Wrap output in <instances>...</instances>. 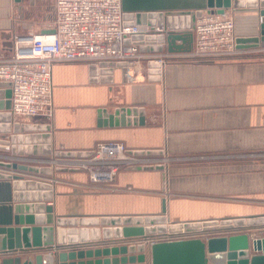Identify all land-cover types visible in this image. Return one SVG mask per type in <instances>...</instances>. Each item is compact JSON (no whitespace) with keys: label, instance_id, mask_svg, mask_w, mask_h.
I'll use <instances>...</instances> for the list:
<instances>
[{"label":"crops","instance_id":"obj_1","mask_svg":"<svg viewBox=\"0 0 264 264\" xmlns=\"http://www.w3.org/2000/svg\"><path fill=\"white\" fill-rule=\"evenodd\" d=\"M50 1L52 4H48ZM207 3L208 0H121V7L127 13L150 14L205 10ZM230 9L239 14L234 19L235 35H251L258 21L256 12L246 14L245 9L234 8L233 4ZM181 17L183 20L176 17L177 24L185 23L186 16ZM53 21V0H0V48L10 55L15 35L50 31ZM192 45L187 41L183 48ZM255 50L264 48H241L238 55ZM179 53L185 52L172 54ZM99 77L111 81L101 83L97 81ZM52 83V116L16 120L36 128L51 125L50 142L40 139L41 148L49 144L55 156L57 152H87L98 142L119 141L129 150L152 158L147 165L163 164L165 171L163 187L162 171L155 168L122 170L111 185L91 184L83 170L55 172L53 168V199L46 204L53 205L56 216L74 220L157 215L162 199L166 200L167 216L172 222L234 220L264 213V58H176L164 66L157 82L148 81L144 75L128 82L120 68L94 77L85 62H59L53 65ZM0 102L3 104L5 99ZM128 106L136 108L130 120L137 123L138 112L144 108V125L97 126L98 108L110 111ZM11 156L0 148V162L34 166ZM1 171L22 175L24 180L37 179L31 172L0 168ZM14 205L11 181L0 178V226L11 223ZM259 227L250 229L253 238L264 236V229ZM234 230L243 231L238 227ZM196 232L202 233V239L230 233L214 228ZM140 240L141 237L126 242L141 248ZM45 253H6L0 255V260L12 256L19 257L20 264L28 260L35 264V256Z\"/></svg>","mask_w":264,"mask_h":264},{"label":"water","instance_id":"obj_2","mask_svg":"<svg viewBox=\"0 0 264 264\" xmlns=\"http://www.w3.org/2000/svg\"><path fill=\"white\" fill-rule=\"evenodd\" d=\"M246 9L256 12L258 21L249 36H236V46L241 48H264V0H208L205 10L222 13L231 8ZM203 10L183 12L127 13L124 12L125 24H146L164 27L165 32L157 34L135 35L132 39L139 46L140 52L160 53L164 50L189 52L183 44L193 42L191 29L196 17ZM186 16V21L176 23V17ZM174 19V21H173ZM183 20V18H182ZM173 21V22H172ZM182 30V31H179ZM53 30L44 33H53ZM181 42L180 44H176ZM122 63L101 62L98 67L89 66L91 76L113 73ZM147 80L160 81V65L148 61ZM121 69V68H120ZM124 79L125 69H121ZM163 75V73H162ZM111 78L97 81L110 82ZM96 81V80H94ZM10 83L0 81V148L8 150L11 155L50 154L49 144L40 147V139L50 142L51 125L34 127L17 121L11 122ZM4 92V93H3ZM143 109L140 108L138 123L130 120L136 108L119 107L107 110L98 108V127H116L144 125ZM21 133H29L23 136ZM41 133V134H38ZM25 141V142H24ZM32 142V144H31ZM37 144L35 145V143ZM143 152H140L142 154ZM89 152L55 153L56 157H84ZM1 169L18 172L43 173L51 175L49 168L27 166L16 162H0ZM162 171V185L165 186L164 165L158 164L135 166L126 170ZM55 172L82 171L79 168L56 167ZM13 173V172H12ZM22 175L0 172V178L11 181L13 199V217L10 224L0 226V255L25 251H45L44 255L35 256V264H264V236L252 237L250 228L234 233L241 226H257L264 229V213L246 218L232 220H203L192 222H172L167 216L166 200L161 201V212L147 216H116L101 218L61 219L54 214L52 178L50 182L33 179L24 180ZM195 232L208 229H225L229 234L208 239L188 238L157 242L146 249L126 242L129 239L147 237L163 233ZM200 227H203L200 229ZM88 232L90 234H88ZM227 232V231H225ZM102 237V239H101ZM106 240V241H105ZM120 241L123 244H117ZM0 264H20L19 257L1 258ZM21 264H32V260Z\"/></svg>","mask_w":264,"mask_h":264},{"label":"built area","instance_id":"obj_3","mask_svg":"<svg viewBox=\"0 0 264 264\" xmlns=\"http://www.w3.org/2000/svg\"><path fill=\"white\" fill-rule=\"evenodd\" d=\"M53 7V33L15 35L10 55L0 48V81L10 83V113L15 121L52 116V69L55 63L85 62L96 67L101 62L122 63L120 68L125 69L127 81L135 82L139 76L144 75L147 79L146 63L150 60L160 65L161 78L164 66L176 58L222 61L239 54L234 11L230 8L222 13L203 10L191 29V50L172 54L140 52L133 36L162 33L166 29L156 25L125 24L121 0H53ZM88 152L87 156L73 159L11 158L28 164L46 163L50 168H79L95 185H111L118 172L153 162L152 158L129 150L119 141L98 142ZM200 234L196 231L163 233L141 237L140 241L146 250L157 242L201 238Z\"/></svg>","mask_w":264,"mask_h":264},{"label":"rangeland","instance_id":"obj_4","mask_svg":"<svg viewBox=\"0 0 264 264\" xmlns=\"http://www.w3.org/2000/svg\"><path fill=\"white\" fill-rule=\"evenodd\" d=\"M48 4H52V2L50 1V2H48ZM245 12H246V14H249L250 11L246 10ZM238 15H239L238 13H233V18L235 20H237L238 19L237 18ZM240 16H241L240 18H243L242 15H240ZM246 26H248V24ZM249 27H250V25H249ZM253 30H254V28L251 29V31H253ZM237 58H247V59H250V58H264V51L255 50L254 52L240 54V55L237 56ZM14 156H28L29 158L36 157V158H40V159L42 158V159H47V160H52V158L56 157V156H52V153L51 154H43V155H41V154L37 155L36 154V155H14ZM60 158H62V157H60ZM63 158H65V159H73L71 157L70 158L69 157H63ZM31 163H32L31 165H34L35 167H38V168H49L50 170L53 171V168H50V166H48L46 163L45 164H43V163H39L38 164L36 162H31ZM54 168H56V167H54ZM65 168H71V167H65ZM33 177L37 178L36 180H39V181H49V182H50V179L52 178L49 175H46V174H43V173H41L40 175H37V173H34ZM250 227L252 228V226H241V227H238V228L244 230V228L246 229V228H250Z\"/></svg>","mask_w":264,"mask_h":264},{"label":"bare ground","instance_id":"obj_5","mask_svg":"<svg viewBox=\"0 0 264 264\" xmlns=\"http://www.w3.org/2000/svg\"><path fill=\"white\" fill-rule=\"evenodd\" d=\"M44 142H45V141H44ZM201 228H203V227H200V229H201ZM181 232H185L184 229H183V227H181ZM88 234H90V233L88 232Z\"/></svg>","mask_w":264,"mask_h":264}]
</instances>
